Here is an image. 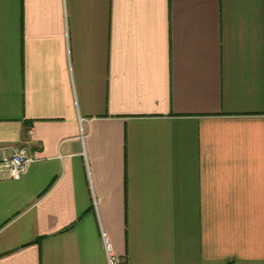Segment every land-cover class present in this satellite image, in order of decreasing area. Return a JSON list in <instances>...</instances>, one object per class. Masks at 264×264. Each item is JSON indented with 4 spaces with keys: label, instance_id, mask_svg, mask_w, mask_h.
Returning a JSON list of instances; mask_svg holds the SVG:
<instances>
[{
    "label": "crops",
    "instance_id": "obj_1",
    "mask_svg": "<svg viewBox=\"0 0 264 264\" xmlns=\"http://www.w3.org/2000/svg\"><path fill=\"white\" fill-rule=\"evenodd\" d=\"M0 264H264V0H0Z\"/></svg>",
    "mask_w": 264,
    "mask_h": 264
},
{
    "label": "built area",
    "instance_id": "obj_2",
    "mask_svg": "<svg viewBox=\"0 0 264 264\" xmlns=\"http://www.w3.org/2000/svg\"><path fill=\"white\" fill-rule=\"evenodd\" d=\"M34 161L25 145L11 149V152L3 154L0 158V174L6 173L10 180L19 181ZM108 261L109 264H116V260L110 255Z\"/></svg>",
    "mask_w": 264,
    "mask_h": 264
}]
</instances>
